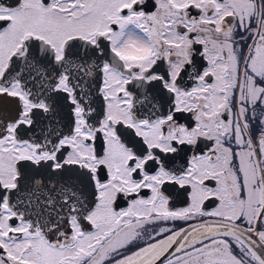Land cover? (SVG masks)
<instances>
[{"label": "snow or ice", "instance_id": "snow-or-ice-1", "mask_svg": "<svg viewBox=\"0 0 264 264\" xmlns=\"http://www.w3.org/2000/svg\"><path fill=\"white\" fill-rule=\"evenodd\" d=\"M0 264H264V0H0Z\"/></svg>", "mask_w": 264, "mask_h": 264}, {"label": "flooded vegetation", "instance_id": "flooded-vegetation-1", "mask_svg": "<svg viewBox=\"0 0 264 264\" xmlns=\"http://www.w3.org/2000/svg\"><path fill=\"white\" fill-rule=\"evenodd\" d=\"M177 207H183L186 206L184 204V197H180L177 201H175Z\"/></svg>", "mask_w": 264, "mask_h": 264}]
</instances>
